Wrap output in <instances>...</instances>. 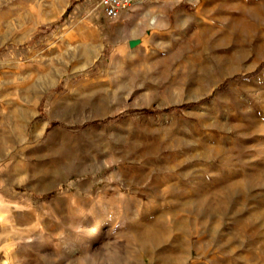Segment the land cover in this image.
Instances as JSON below:
<instances>
[{"label": "rangeland", "instance_id": "obj_1", "mask_svg": "<svg viewBox=\"0 0 264 264\" xmlns=\"http://www.w3.org/2000/svg\"><path fill=\"white\" fill-rule=\"evenodd\" d=\"M0 264H264V0H0Z\"/></svg>", "mask_w": 264, "mask_h": 264}, {"label": "built area", "instance_id": "obj_2", "mask_svg": "<svg viewBox=\"0 0 264 264\" xmlns=\"http://www.w3.org/2000/svg\"><path fill=\"white\" fill-rule=\"evenodd\" d=\"M142 0H100L103 13L109 18H118L121 12L133 2Z\"/></svg>", "mask_w": 264, "mask_h": 264}, {"label": "crops", "instance_id": "obj_3", "mask_svg": "<svg viewBox=\"0 0 264 264\" xmlns=\"http://www.w3.org/2000/svg\"><path fill=\"white\" fill-rule=\"evenodd\" d=\"M142 1H144V0H142ZM142 1H141V2H142ZM148 1H150V0H148Z\"/></svg>", "mask_w": 264, "mask_h": 264}, {"label": "bare ground", "instance_id": "obj_4", "mask_svg": "<svg viewBox=\"0 0 264 264\" xmlns=\"http://www.w3.org/2000/svg\"><path fill=\"white\" fill-rule=\"evenodd\" d=\"M234 66V65H233Z\"/></svg>", "mask_w": 264, "mask_h": 264}]
</instances>
